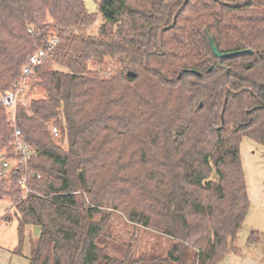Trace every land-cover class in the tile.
<instances>
[{
    "label": "trees",
    "instance_id": "1",
    "mask_svg": "<svg viewBox=\"0 0 264 264\" xmlns=\"http://www.w3.org/2000/svg\"><path fill=\"white\" fill-rule=\"evenodd\" d=\"M99 13L94 35L84 0H0V94L59 39L17 106L0 104V158L17 161L0 181L14 252L37 226L29 264L239 255L241 143L264 147V0H101ZM211 42L251 52L220 59Z\"/></svg>",
    "mask_w": 264,
    "mask_h": 264
},
{
    "label": "rangeland",
    "instance_id": "2",
    "mask_svg": "<svg viewBox=\"0 0 264 264\" xmlns=\"http://www.w3.org/2000/svg\"><path fill=\"white\" fill-rule=\"evenodd\" d=\"M84 1L87 10L96 16V22L89 29L90 34L96 35L103 23L99 13L101 0ZM41 97H43L42 90L32 91L31 99ZM64 147L66 148V146ZM241 161L247 183L250 209L239 234L237 246L242 249V253L246 254L247 257H254L258 262L264 263V147L249 138H244L241 143ZM7 162L9 167L3 170L4 161L0 158V176H3V178L0 177V181L7 179V174L17 166L16 160ZM6 220L8 221L6 222ZM0 223L4 225L3 228L0 227V236L6 237L8 246L17 248L19 244L18 220L15 209L9 200L0 203ZM40 232V228L37 226L26 227L22 239L21 254L17 256L19 264L28 263L31 256V241L38 238ZM251 237H253V242H249ZM233 257H235L234 254ZM234 259L238 262L239 258Z\"/></svg>",
    "mask_w": 264,
    "mask_h": 264
},
{
    "label": "built area",
    "instance_id": "3",
    "mask_svg": "<svg viewBox=\"0 0 264 264\" xmlns=\"http://www.w3.org/2000/svg\"><path fill=\"white\" fill-rule=\"evenodd\" d=\"M58 37H54L51 42V47L49 51L39 49L37 50L31 57L29 58V65L23 71V81L16 87L15 90L8 91L6 93L0 94V104H3L9 109H14L18 102L20 94L23 93L28 88V79L34 75V70L36 67L40 66L44 60L49 56V53L55 48L58 44ZM105 76H109V72H104ZM53 136L58 139L60 137V131L57 127L52 128ZM16 136H20V131H16ZM19 149L23 151V153H27L29 148L23 144L19 143ZM9 167L8 162L3 164V170H6ZM24 184V183H23Z\"/></svg>",
    "mask_w": 264,
    "mask_h": 264
},
{
    "label": "crops",
    "instance_id": "4",
    "mask_svg": "<svg viewBox=\"0 0 264 264\" xmlns=\"http://www.w3.org/2000/svg\"><path fill=\"white\" fill-rule=\"evenodd\" d=\"M3 226L4 225L0 223V227L3 228ZM5 238L6 237L4 235L0 236V264H19V260L17 258L18 254L14 252L16 249L15 246H8ZM234 256L235 257H233V254L229 255L220 264H264L262 262H258L254 257L249 258L246 254L244 255V253H242V249L239 255L234 254ZM234 258H239L238 262ZM29 263L30 260L28 259L27 264Z\"/></svg>",
    "mask_w": 264,
    "mask_h": 264
},
{
    "label": "water",
    "instance_id": "5",
    "mask_svg": "<svg viewBox=\"0 0 264 264\" xmlns=\"http://www.w3.org/2000/svg\"><path fill=\"white\" fill-rule=\"evenodd\" d=\"M211 45H212V49H213L214 53L220 59H224V58L236 56V55H239V54H244V53H250L251 52V50H242V51H235V52H231V53H220L217 50V48L215 47L213 42H211Z\"/></svg>",
    "mask_w": 264,
    "mask_h": 264
}]
</instances>
